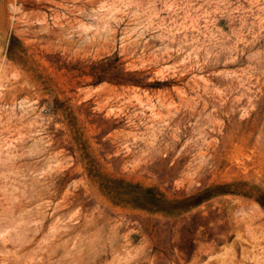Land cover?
Returning <instances> with one entry per match:
<instances>
[{
  "label": "rangeland",
  "instance_id": "374dc122",
  "mask_svg": "<svg viewBox=\"0 0 264 264\" xmlns=\"http://www.w3.org/2000/svg\"><path fill=\"white\" fill-rule=\"evenodd\" d=\"M0 264H264V0H0Z\"/></svg>",
  "mask_w": 264,
  "mask_h": 264
}]
</instances>
